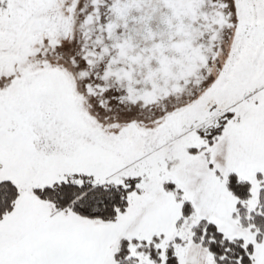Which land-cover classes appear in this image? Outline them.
Instances as JSON below:
<instances>
[{"label":"snow or ice","instance_id":"6c2138e0","mask_svg":"<svg viewBox=\"0 0 264 264\" xmlns=\"http://www.w3.org/2000/svg\"><path fill=\"white\" fill-rule=\"evenodd\" d=\"M0 264H264V0H0Z\"/></svg>","mask_w":264,"mask_h":264}]
</instances>
